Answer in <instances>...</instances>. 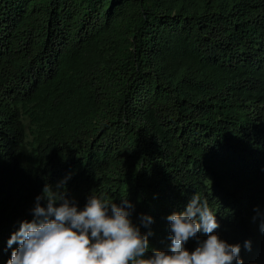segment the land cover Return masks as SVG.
I'll list each match as a JSON object with an SVG mask.
<instances>
[{
  "label": "trees",
  "instance_id": "16d2710c",
  "mask_svg": "<svg viewBox=\"0 0 264 264\" xmlns=\"http://www.w3.org/2000/svg\"><path fill=\"white\" fill-rule=\"evenodd\" d=\"M69 176L81 207L128 195L156 249L199 191L264 264V0H0V264Z\"/></svg>",
  "mask_w": 264,
  "mask_h": 264
},
{
  "label": "clouds",
  "instance_id": "9594fccd",
  "mask_svg": "<svg viewBox=\"0 0 264 264\" xmlns=\"http://www.w3.org/2000/svg\"><path fill=\"white\" fill-rule=\"evenodd\" d=\"M68 179L45 185L36 197L33 218L22 221L7 241L12 249L7 264H245L241 244L216 231L217 211L199 191L167 216L171 242L156 249L150 244L154 217L135 216L128 195L117 202L92 191L81 207L64 191ZM259 228L264 233V220ZM190 240L196 241L194 249L187 247ZM243 248L251 250V239Z\"/></svg>",
  "mask_w": 264,
  "mask_h": 264
},
{
  "label": "rangeland",
  "instance_id": "374dc122",
  "mask_svg": "<svg viewBox=\"0 0 264 264\" xmlns=\"http://www.w3.org/2000/svg\"><path fill=\"white\" fill-rule=\"evenodd\" d=\"M25 123H26V126H27L28 133L30 135V130H29L30 122H29L28 119H26ZM28 141H29V143L25 146V156H24L25 159H27V157L30 155V152H31V148H32L31 145H30V143L32 141V137L31 136L28 138Z\"/></svg>",
  "mask_w": 264,
  "mask_h": 264
}]
</instances>
